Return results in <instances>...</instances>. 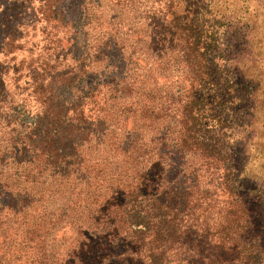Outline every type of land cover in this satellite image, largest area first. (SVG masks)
<instances>
[{
	"label": "trees",
	"instance_id": "trees-1",
	"mask_svg": "<svg viewBox=\"0 0 264 264\" xmlns=\"http://www.w3.org/2000/svg\"><path fill=\"white\" fill-rule=\"evenodd\" d=\"M2 1L0 53H10L31 0ZM40 1L47 20L50 0ZM152 1L161 6L153 26L165 50H178L186 86L182 97L164 91L160 104L125 109L138 118L125 146L106 125L120 118L102 115L112 103L82 95L74 67L41 68L55 84L28 71L21 87L0 62V244L13 246L18 264H264V199L237 136L257 121L264 129V0ZM153 114H164L158 125ZM191 150L211 159L201 166L207 186L183 166L168 174L169 152ZM216 194L225 195L218 207ZM66 220L72 244L50 250L48 236Z\"/></svg>",
	"mask_w": 264,
	"mask_h": 264
},
{
	"label": "rangeland",
	"instance_id": "rangeland-1",
	"mask_svg": "<svg viewBox=\"0 0 264 264\" xmlns=\"http://www.w3.org/2000/svg\"><path fill=\"white\" fill-rule=\"evenodd\" d=\"M122 3L118 0H50L46 20L39 12L41 1L31 0L29 7L22 9L13 51L0 53V62L9 67L7 82L11 81L21 87L25 75L31 74L28 71L33 74L38 71L40 80L44 83L53 80L55 84V79H49L45 75L47 71L41 72V68L55 72V69L74 67L77 75L74 85L78 86L82 95L87 94L88 90L93 94L99 91L97 95L101 98L100 102L106 98V101L112 103L111 108L105 107L102 115L120 118L117 127L110 122L106 125L108 129L119 131L121 145L125 146V136L137 127L135 124L138 122L136 113H129L125 109L139 101L160 104L164 101V91L169 94L173 92V95L176 91L182 97L186 86V78L183 76L187 70L177 56L178 50H168L169 47L165 50L167 45L161 40L162 32L153 26L154 18L159 15L157 9H160V4L152 0H128ZM3 6L2 1L0 9ZM248 52L249 49L243 48L238 55L247 56ZM13 68L18 69V72L13 73ZM238 72L242 74L243 70ZM11 75L14 76L10 78ZM124 83H128L131 89L113 92L114 96L108 92L101 96L104 93L102 88H119ZM68 90L58 89V96L66 99L69 97ZM158 116H150L156 125L163 120L161 117L164 114ZM167 118L165 126L169 128L173 120L172 116L168 115ZM257 123L237 136L239 145L244 149L240 157H244L249 165L245 174L250 182H256V188L260 189L264 199V129ZM169 153V176L183 166L187 177L192 172L190 176L196 175L201 187L209 185L202 179L204 169L201 166L204 167L206 162L211 164V159L203 158L192 150L181 155L174 151ZM213 198V204L218 207L224 202L225 195L216 194ZM60 204V200H54L51 205L55 207ZM6 225L2 224L1 228ZM71 229L69 220L61 223L56 232L48 236L49 249L60 242L65 244L66 249L69 248L74 237ZM1 245L0 264H18L19 259L13 257V246ZM93 246L98 249L99 242L93 240L92 254L95 252Z\"/></svg>",
	"mask_w": 264,
	"mask_h": 264
}]
</instances>
